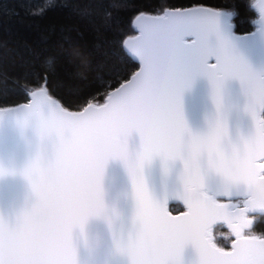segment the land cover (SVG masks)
<instances>
[{"label":"snow or ice","instance_id":"6c2138e0","mask_svg":"<svg viewBox=\"0 0 264 264\" xmlns=\"http://www.w3.org/2000/svg\"><path fill=\"white\" fill-rule=\"evenodd\" d=\"M254 6L264 22V0ZM221 11L196 7L165 12L148 26L137 17L132 28L139 34L125 39L121 50L138 62L139 71L129 77L113 65L93 96L105 99L101 105L68 111L49 95V81L41 75L25 93L29 103L15 110L0 106V117L15 111L22 129L34 122L41 140L56 138L51 159L37 155L22 169L34 203L12 224L0 217V264H77L74 229L82 232L90 217L108 216L101 182L110 159L123 161L136 202L135 236L116 242L130 264H180L189 243L200 264H264V235L251 231L256 214H264V199L257 200V193H264V118L259 115L264 110V74L235 55L220 34ZM78 14L90 15L91 9L86 6ZM46 67L52 69L51 58ZM198 75L209 80L217 113L223 108L225 81H240L247 98L244 110L254 126L249 135L228 140L227 125L219 116L206 133L188 128L181 95ZM132 132L141 140L134 158L126 142ZM155 157L166 171L169 161L182 162L183 192L176 198L187 211L180 215H172L167 203L156 202L148 191L143 168ZM8 172L0 165V176ZM206 173L221 178L218 195L225 200L203 191ZM234 195L244 199L234 201ZM221 226L235 237L230 250L214 242V228Z\"/></svg>","mask_w":264,"mask_h":264},{"label":"water","instance_id":"95a60500","mask_svg":"<svg viewBox=\"0 0 264 264\" xmlns=\"http://www.w3.org/2000/svg\"><path fill=\"white\" fill-rule=\"evenodd\" d=\"M256 2L257 0L254 1L253 7L258 13L257 27L247 33L236 32L231 11L216 9L222 10L218 21L219 32L230 42L233 53L246 61L253 70L264 74V22L261 21L260 11L254 6ZM196 7L214 8L206 5L167 8L163 13H140L134 21L140 17L139 23L148 26L153 24L155 18L163 17L165 12ZM138 34L136 32L134 35ZM211 43L213 46L217 43L215 36L212 37ZM137 71L139 67L135 72ZM49 95L68 111L79 112L83 109H69L57 97L50 93ZM29 102L30 97L28 101L18 105ZM246 102L247 98L240 81L229 79L225 81L223 88V108L217 113L212 99L211 85L203 75L194 77L190 86L181 95L183 116L193 133H206L210 124L219 116L226 123L227 139L232 142L237 141L240 136L249 135L254 130L252 118L244 110ZM15 106L4 108L15 110ZM12 110L0 117V165L9 170L8 174L0 176V217L8 220L10 224L14 223L16 217L26 208H30L35 201L30 184L21 174L22 169L37 155L42 156L45 161L51 159L56 142L55 136L41 140L34 122L22 129L17 123L18 114ZM47 114L45 111V115ZM259 115L264 118V110H261ZM126 142L129 154L134 158L141 149L139 134L132 132L126 138ZM182 171L183 165L179 160L169 161L166 171L160 157H155L143 168V176L150 195L158 203L166 202L169 210L172 203H180L184 206L183 202L176 198V193L183 192L180 181ZM101 183L108 216L90 217L84 224L82 232L79 228L74 229L73 244L77 252V264H130L128 256L116 247L118 240L126 241L129 236L134 237L138 228V225L134 224L136 202L131 179L123 161L110 159L105 165ZM221 184V178L214 173H206L203 191L213 199L225 198L218 195ZM239 191L241 193L244 191L243 186ZM238 197L244 198L242 195H234L233 199ZM262 199L264 193L258 192L257 200ZM170 212L172 215L182 213H173L171 210ZM180 264H200L198 252L191 243L185 245Z\"/></svg>","mask_w":264,"mask_h":264},{"label":"trees","instance_id":"16d2710c","mask_svg":"<svg viewBox=\"0 0 264 264\" xmlns=\"http://www.w3.org/2000/svg\"><path fill=\"white\" fill-rule=\"evenodd\" d=\"M254 1L0 0V106L28 101L25 93L41 75L47 76L49 93L69 109L103 103L105 99L93 96L107 81L108 70L119 65L130 77L139 67L121 50L123 41L136 34L132 24L138 14L206 5L231 11L236 32L247 33L257 27ZM86 6L91 14L79 15L78 10ZM49 58L51 70L46 67ZM171 205L173 212L184 209L180 203ZM257 216L253 230L264 235V214ZM219 239L220 247H231Z\"/></svg>","mask_w":264,"mask_h":264},{"label":"rangeland","instance_id":"374dc122","mask_svg":"<svg viewBox=\"0 0 264 264\" xmlns=\"http://www.w3.org/2000/svg\"><path fill=\"white\" fill-rule=\"evenodd\" d=\"M243 199L244 198L238 197V198H234L233 200L235 201V200H243ZM217 200H225V198L224 199L223 198H217ZM171 206L172 205H170V207ZM255 218L257 219L258 216L256 215ZM251 231L254 234H256V235H260L259 233H257L253 229ZM214 238H215V241L219 242V243H222L219 238H224L231 245V243H232V241L234 240L235 237H232L231 232L227 229V227L221 226V227L214 228ZM224 248H226V247H224ZM227 248H229V247H227Z\"/></svg>","mask_w":264,"mask_h":264},{"label":"flooded vegetation","instance_id":"af4514ba","mask_svg":"<svg viewBox=\"0 0 264 264\" xmlns=\"http://www.w3.org/2000/svg\"><path fill=\"white\" fill-rule=\"evenodd\" d=\"M170 210H171V207H170ZM186 210V208L184 207V209L183 210H180L179 212H173L172 210V212L173 213H180V212H183V211H185ZM235 239V238H234ZM215 243H216V241H215ZM218 245V244H217ZM219 246V245H218ZM222 248H224V247H222ZM224 249H230V248H224Z\"/></svg>","mask_w":264,"mask_h":264}]
</instances>
